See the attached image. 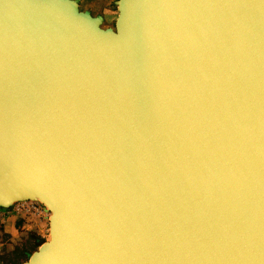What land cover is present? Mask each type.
Returning <instances> with one entry per match:
<instances>
[{"label": "water", "instance_id": "95a60500", "mask_svg": "<svg viewBox=\"0 0 264 264\" xmlns=\"http://www.w3.org/2000/svg\"><path fill=\"white\" fill-rule=\"evenodd\" d=\"M0 0V209L26 264H264V0Z\"/></svg>", "mask_w": 264, "mask_h": 264}, {"label": "crops", "instance_id": "0c3cea01", "mask_svg": "<svg viewBox=\"0 0 264 264\" xmlns=\"http://www.w3.org/2000/svg\"><path fill=\"white\" fill-rule=\"evenodd\" d=\"M42 211L33 202L18 203L11 208L0 209V264H6L8 258L19 250L27 253L30 259L45 239L48 240L50 231L44 227L45 214ZM19 225H22L21 229ZM29 232H34L36 235H33L34 241L30 240L28 244ZM25 245L30 247L23 248ZM25 250L27 251L24 252Z\"/></svg>", "mask_w": 264, "mask_h": 264}, {"label": "rangeland", "instance_id": "374dc122", "mask_svg": "<svg viewBox=\"0 0 264 264\" xmlns=\"http://www.w3.org/2000/svg\"><path fill=\"white\" fill-rule=\"evenodd\" d=\"M78 2H79L81 11H89L95 17L102 16L104 18V22H103L104 29L115 28L116 21L119 15V11L117 8L118 0H78ZM33 203L43 210L42 212L45 214V217H44L45 226L44 227H46L47 231H50L49 229V218H50L49 210L43 204L39 202H33ZM19 227L21 229L22 225H19ZM29 233H30L28 235L29 239L27 240L28 244L30 243V240L32 242L34 241L33 235H36L34 232H29ZM50 238L51 237H48L47 241L45 239V242L49 243ZM27 247H30V246H26V245L23 246V248H27ZM26 251L27 250H25L24 252ZM27 256H29L27 255V253L20 252L19 250L18 252H15L13 256H10V258H8L9 261L7 260L6 264H23L24 262L27 263L29 261L28 259L29 257Z\"/></svg>", "mask_w": 264, "mask_h": 264}, {"label": "bare ground", "instance_id": "6f19581e", "mask_svg": "<svg viewBox=\"0 0 264 264\" xmlns=\"http://www.w3.org/2000/svg\"><path fill=\"white\" fill-rule=\"evenodd\" d=\"M50 237H51V238H50V242H49V243L52 242V236H51V233H50ZM46 244H47V242H46ZM46 244H43V246L46 245Z\"/></svg>", "mask_w": 264, "mask_h": 264}]
</instances>
